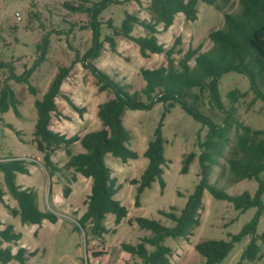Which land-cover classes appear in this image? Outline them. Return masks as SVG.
<instances>
[{
    "label": "rangeland",
    "instance_id": "1",
    "mask_svg": "<svg viewBox=\"0 0 264 264\" xmlns=\"http://www.w3.org/2000/svg\"><path fill=\"white\" fill-rule=\"evenodd\" d=\"M102 1L108 0H0V91L8 82L16 92L19 100L18 108L21 116H17L11 108L5 113L0 112V159L20 157L28 162L30 174H22L18 181L32 184L39 195V205L44 210L56 211L59 220L51 223L45 220L42 224H22L19 217H14L0 202V225L3 228L13 223L15 230L22 234L16 243H4L13 252L19 247L27 248V259L23 264H142V261L125 251L123 243L137 244L150 231L139 228L136 218L145 216L156 219L167 226H173L174 221L161 212L173 211L177 215L185 207L188 198L194 192L200 176L199 158L196 157L189 166L187 173H182V160L190 152L199 155L203 149L199 142L207 139L208 127L196 121L179 105L171 108L163 125V135L166 142V155L171 160L165 168L166 187L162 191L158 180L150 188L145 189L141 196V205H135L136 185L132 179H139L147 166L148 159L143 156L149 141L159 125L164 106L156 103L148 110H127L124 116L125 125L133 135L131 147L139 152L137 159L124 163L120 158L107 156V162L112 167L113 176L122 189L118 199L128 210V216L121 223H115V215H107L105 225L108 231L101 236L92 234L91 224L82 229L78 220L87 210V201L91 193L92 179L77 174L73 180V169L63 168L54 176L49 173L43 161V154L34 142V129L37 120L35 102L41 99L61 66H72L68 77L64 80L60 95L56 98L59 108L53 114L51 128L54 131L70 137L78 134L83 136L89 131L102 128L98 116L99 104L114 97L112 90L100 91L98 80L90 68H86L81 58L93 44L91 14L89 10ZM150 0H132L117 3L110 0L98 15L102 22V36H113L109 27L111 20L119 26L125 12L137 13L143 18H150L148 9ZM70 3L77 8H69ZM221 9L205 2L198 5L199 13L195 21L185 18L183 13L176 15L174 24L166 31L158 34V39L166 48L175 43L176 59L183 57L191 47L206 51L213 46L211 32L224 26L226 13H238L241 10L239 0H218ZM161 27V26H160ZM135 35H143L144 29L137 25ZM49 39L46 54L42 60L40 55L43 39ZM116 50L105 42L101 55L96 59H88L94 66L117 75L128 77L135 89H141L144 80L140 70L144 67L155 68L166 64L164 54L142 56L140 47L135 42L123 36H115ZM182 51L181 53H179ZM191 65L195 64L194 59ZM29 71L30 82L36 88L31 92L29 85L11 79L13 73L21 75ZM264 93V85L261 84ZM221 98L230 108L231 100L227 97L232 90L244 93L235 104L234 117L254 129H264V100L256 96L251 89L249 78L236 71L224 74L219 81ZM195 92L198 89H194ZM210 94L206 90L200 108L213 122L226 128L228 142L220 144V154L213 166L210 181L219 189L231 195L249 191L254 195L258 188L255 179L233 182V173L228 164V158L233 153L236 143L237 128L233 120L225 125V112L209 103ZM143 100L147 101L146 96ZM73 102L78 108L71 105ZM10 125L15 127L13 130ZM18 131L19 133H16ZM73 153L83 151L79 142L71 147ZM69 156L64 147L52 154L53 161L60 167L64 166ZM264 177V173L262 174ZM0 184L7 190L3 173L0 172ZM23 184V183H22ZM70 186L72 191L68 197L63 189ZM5 201L11 206H17V201L7 193ZM264 203V195H263ZM174 209H173V208ZM257 211L251 207L245 212L238 211L228 200L215 198L206 190L203 205L200 210V225L189 237L177 239L167 238L165 243L172 248L171 264H204L205 258L195 249V245L204 240H229L230 236L239 233L243 226L251 221ZM264 232V214L257 225L256 236ZM251 239L246 236L237 242L230 254L217 264H264V240L259 239L260 252L251 261L242 259V252ZM149 249H153L147 245ZM93 252L103 253L93 256ZM8 264H22L16 260Z\"/></svg>",
    "mask_w": 264,
    "mask_h": 264
},
{
    "label": "trees",
    "instance_id": "2",
    "mask_svg": "<svg viewBox=\"0 0 264 264\" xmlns=\"http://www.w3.org/2000/svg\"><path fill=\"white\" fill-rule=\"evenodd\" d=\"M110 1V0H108ZM107 1V2H108ZM132 0H117V3ZM230 0H225L229 2ZM106 1L95 4L90 10L91 28L93 31V44L81 58L83 65L90 68L98 80L99 90H112L114 97L99 104L98 116L102 122V128L92 130L80 136L78 134L67 135L54 131L51 126L53 114L59 112L56 98L60 95L64 80L68 77L72 66H61L52 79L48 90L41 99H37V120L34 129V142L37 149L43 154V161L49 173L54 176L63 168L73 169V180H77V174L92 179L91 193L87 201V210L78 220L79 225L87 228L91 224V232L101 236L108 231L105 225L107 215H115V223L119 224L128 216L129 210L115 195L122 189L113 176V170L106 161V156L111 154L126 163L130 159H137L139 152L131 148L130 142L133 135L124 122L127 110H148L154 104L161 103L164 106L161 121L154 132V137L149 141L143 156L148 159V165L139 179H132L136 185L135 205H141V196L145 189L150 188L154 181L158 180L161 190L166 187L164 177L165 168L171 160L166 155V138L163 135V125L166 115L175 105H179L187 114L196 121L208 127L207 139L199 142L203 151L197 155L188 153L182 160V173H187L192 161L198 157L200 166V180L194 192L187 200L185 207L177 215L175 212L162 211L161 213L174 221L173 226H167L156 219L145 216L136 218L139 228L151 232L144 236L137 244L123 243L125 251L137 256L142 264H171L172 248L165 241L167 238L177 239L189 237L193 230L200 225V210L203 205L205 190L215 198L232 202L235 208L245 212L251 207L257 211L249 223L242 230L230 236L229 240H204L195 245V249L205 258L204 264L221 263L233 250L235 244L246 236L251 239L242 252V259L255 260L260 252L259 239L264 240V232L256 236L257 225L264 214V129H254L234 117L236 103L244 96L237 90L228 93L231 100L230 108H226L220 94L219 81L221 77L231 71H236L249 78L251 89L256 96L264 100L261 84L264 85V0H239L241 10L238 13H226L224 26L211 32L210 38L213 46L202 51L201 48H189L183 57L176 59L175 43L166 48L158 39V34L168 30L175 21L178 13H183L185 18L195 21L198 18L200 2L214 5L218 9L221 6L218 0H150L148 9L150 18H143L137 13L125 12V17L119 26L110 20L108 25L113 29V36H102V22L98 15L107 6ZM69 8H77L70 3H65ZM139 25L144 29L143 35H135L134 28ZM161 26V27H160ZM115 36H123L135 42L140 47L142 56L151 54H164L166 64L155 68H141L140 74L144 80L141 89H135L123 76L117 78L94 66L88 59H96L101 55L104 43H110L116 50ZM49 39L44 38L41 47L42 54L39 60L46 54ZM180 51L179 53H181ZM194 59L195 64L191 65ZM29 71L18 75L13 73L11 79L24 82L29 85L31 92L36 93V88L30 82ZM198 89L197 92L194 89ZM206 90L209 91V103L214 104L219 110L225 112V125L228 120H233L237 132L233 153L237 154L228 158V164L233 173V182L255 179L258 188L254 195L249 191L231 195L217 188L210 176L213 166L216 164L215 155L220 154L218 146L228 142L226 128L216 125L213 120L200 108ZM146 96L147 101L143 100ZM78 108L73 102H70ZM19 100L12 86L6 82L0 91V112L5 113L13 109L19 117ZM15 130V127L10 125ZM16 133H19L16 131ZM79 142L83 151L73 153L71 147ZM64 147L69 156L64 166H58L52 159V154ZM33 162L20 157L0 159V172L3 173L7 190L0 184V202L14 217H19L22 224H42L45 220L56 223L59 216L56 211L44 210L39 205V195L34 187H23L17 182V174H29V165ZM72 191L70 186L63 189V194L68 197ZM9 193L16 201L17 206L6 203L4 196ZM173 208V207H172ZM174 209V208H173ZM2 223L0 222V225ZM22 234L15 230L12 223L4 228L0 227V264H8L13 260L25 263L27 248L21 246L13 252L10 246L4 243H16ZM147 245L153 247L149 249ZM103 253L93 252V256ZM87 264H92L87 260Z\"/></svg>",
    "mask_w": 264,
    "mask_h": 264
},
{
    "label": "crops",
    "instance_id": "3",
    "mask_svg": "<svg viewBox=\"0 0 264 264\" xmlns=\"http://www.w3.org/2000/svg\"><path fill=\"white\" fill-rule=\"evenodd\" d=\"M105 72H108V71H105ZM109 73V72H108ZM123 77V76H122ZM127 79H128V77L127 76H125ZM129 80V79H128ZM131 146V145H130ZM132 148V147H131ZM108 155H111V154H108ZM107 155V156H108ZM107 156H106V161H107ZM19 157V156H18ZM146 158V157H145ZM147 159V158H146ZM131 160V159H130ZM129 161V160H128ZM127 161V162H128ZM149 162V161H148ZM148 162H147V165H148ZM108 163V162H107ZM111 167V166H110ZM147 167V166H146ZM145 167V168H146ZM112 168V167H111ZM31 171V170H30ZM144 171V170H143ZM30 174V173H29ZM29 174H27V175H29ZM20 175H22V173H18L17 174V182H18V184L19 185H21V186H23V187H33V185L32 184H28V183H26V181H23V182H19L18 181V179H19V176ZM23 183V184H22ZM120 184V183H119ZM5 189V188H4ZM205 192H206V190H205ZM205 192H204V195H205ZM118 194V193H117ZM115 195V199H117V200H119L120 201V199H118V195ZM204 195H203V197H204ZM121 202V201H120ZM122 203V202H121ZM1 221V220H0ZM1 223H3V222H1ZM13 224V223H12ZM1 225H5V224H1ZM1 228H3L2 226H0Z\"/></svg>",
    "mask_w": 264,
    "mask_h": 264
},
{
    "label": "water",
    "instance_id": "4",
    "mask_svg": "<svg viewBox=\"0 0 264 264\" xmlns=\"http://www.w3.org/2000/svg\"><path fill=\"white\" fill-rule=\"evenodd\" d=\"M82 228V227H81ZM83 229V228H82Z\"/></svg>",
    "mask_w": 264,
    "mask_h": 264
}]
</instances>
